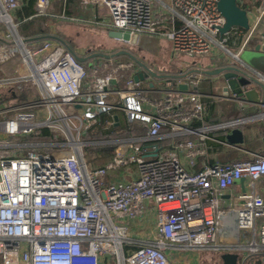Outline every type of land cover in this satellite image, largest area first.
I'll return each instance as SVG.
<instances>
[{"label": "built area", "instance_id": "2783aa9c", "mask_svg": "<svg viewBox=\"0 0 264 264\" xmlns=\"http://www.w3.org/2000/svg\"><path fill=\"white\" fill-rule=\"evenodd\" d=\"M28 1L0 0V25L5 26L0 89L10 86L19 94L35 88L39 95L7 106L0 94L4 136L0 139V264H172L167 253L172 247L198 251L235 247L219 240L225 214L220 196L242 178H263L264 154L189 172L176 149L159 153L157 144H145L158 138L164 128L174 134L197 131L192 123L202 120L207 110L197 91L202 75L192 73L179 80L188 85L186 91L163 90L152 97L153 88L145 89V81L134 79L140 67L133 60L94 57L81 62L60 42L36 43L22 35L15 17ZM55 1L63 2L60 12L53 11ZM79 1L85 10L108 9L94 23L138 37L166 38L174 58L197 59L218 51L216 57L221 60H240L250 39L259 35L253 26L245 34L243 28L233 27L221 35L226 19L219 0H170V5L163 0ZM156 1L169 17H157ZM67 2L35 0L33 17L73 20ZM13 61L21 72L8 76L3 67ZM118 112L128 125L145 126L147 134L118 137L112 160L92 167L85 157L86 144L111 140L86 142L84 136L97 126L114 128ZM32 135L39 141H27ZM53 137L63 142L48 141ZM206 138L200 134L201 141ZM176 147L188 149L190 164L195 163L198 150L193 140ZM132 165L137 177L106 179L111 170L128 172ZM239 199L234 208L237 228L251 237L241 246L248 251L242 258L245 264L264 255V197L250 192ZM149 201L157 212L150 240L143 238L139 227Z\"/></svg>", "mask_w": 264, "mask_h": 264}, {"label": "crops", "instance_id": "0c3cea01", "mask_svg": "<svg viewBox=\"0 0 264 264\" xmlns=\"http://www.w3.org/2000/svg\"><path fill=\"white\" fill-rule=\"evenodd\" d=\"M163 1L166 4L170 5V0ZM238 2L243 8L249 11L253 22V29L257 34H260L259 27H255L254 25L258 20V16L264 14V0H238ZM34 3L35 0L33 2V8ZM25 7L27 6H24L19 11H17L16 16H21L22 20H33L31 27L23 30V32H25L24 36L27 38L41 37L46 35L58 36L62 38L68 45L69 43L74 44L73 42H75L76 49L73 50L80 56H89L90 52H104L107 54H112L120 49H127L123 45L122 41L111 38L108 35V32L111 29L103 26L102 24L93 22V20H100L98 18V9L96 11H84L81 8L82 5L79 0H68L66 10L68 15L74 19L66 20L71 24L61 26L60 30V34H63L64 36L66 34L74 38L73 42H71L66 36V38H64L59 33L50 31V29L47 28L44 29V25L42 26L41 24H38V22L36 23L35 18L37 17H33L34 13L30 15L25 14ZM155 9L157 12V17L159 19L163 20L165 16L169 17V15L166 13V8L164 7V5L159 3L158 1L155 2ZM83 15H88V17ZM53 19L56 21L61 20L56 18ZM177 20L179 23V19ZM34 25L37 26L36 30L39 31H35V28H33ZM77 25H83L84 28L78 27ZM30 28H32L34 32L26 34V31L28 32ZM64 28L68 29L70 32H66ZM72 29L73 31H71ZM243 32L245 34L248 33L249 30L244 29ZM4 34L5 30L0 26V43H2L4 39ZM244 34H242L241 36H243ZM43 40L44 39L36 40V43H41L43 42ZM53 41L60 42L59 40L54 39ZM241 41L244 40L242 39ZM259 41L260 38L258 36L250 39L248 43L249 48H247L250 49L254 47ZM130 46L135 47L136 45L133 44ZM217 54L218 51H215L213 54H210L208 56L191 59L184 55H180L179 57L174 58L171 53V56L168 59V64L166 65L168 67L164 70H159L157 66L149 62L148 64L153 70L157 71L160 74H186L192 70H211L216 68L221 61L219 57H216ZM113 59L115 62L131 61L130 58H124V55ZM175 61H177L178 64H173V62ZM173 65H175V70L172 68ZM20 67L21 66L18 64V62L13 61L5 65L3 67V71L8 76L17 75L18 72H21ZM135 67L138 66H134V69ZM138 69L139 71L141 70V68ZM129 71L131 72V70ZM258 73L264 76V71H258ZM201 75L202 79L197 87V91L203 95L207 110L205 113V117L202 120H196L192 123V127L197 131L195 133L180 132L174 134L173 132H170L169 128H164L158 138L152 141L146 140V146L157 144L159 153L165 150L176 149L180 160L189 172H198L202 170L206 165L216 162L230 163L241 159H251L256 153L264 154V114L261 113L262 110L260 109V107L254 103L239 101L233 94L225 95L222 92V85H218L215 82L214 77L206 74ZM151 81L152 79L146 80L143 83V87L145 89L151 88L149 87V83ZM155 83L156 85L153 87V90L149 92V95L152 97L160 96L163 92V88H167L169 84L163 83L162 80L158 79L155 80ZM20 100H24V97H22ZM120 122L122 123L121 119ZM121 123L119 124V126L121 125ZM119 126L114 127L115 134L126 130V128L119 130ZM234 128H238L243 131L244 143L235 145L227 142L226 134ZM202 133L208 136L205 141L200 140V134ZM123 136L135 135L118 134L114 137L113 135H110L108 137L102 138H110L109 140L111 141H107L109 142L108 144L98 145V147H100L101 149V152L98 153L99 156L95 157V159H99L89 162L90 166L100 167L108 164L112 160L114 154V148L117 141L115 139ZM187 140H193L195 142V148L198 150V154L193 165L190 164V161L187 157L188 149L176 147L179 143L186 142ZM134 177H137V168L135 165H132L128 168V172H126V169H119L116 171L111 170L106 179L112 182L122 179L130 180ZM244 179L245 180L243 183H241L239 180L231 189L225 191L220 196L221 209L225 212V214L221 220V225L219 228V240L224 245H231L235 247H232L231 249H224L221 251H211L214 253L216 252L217 254L221 253V256L202 255L201 253L205 251L179 249L172 247L167 250L172 264H223L224 261L222 259V255L227 253L238 254V264L242 263V258H244V256H247L248 251L241 246L242 244L248 243L251 237L250 232L242 231L237 228L236 213L234 211V208L239 205V196L243 193L255 192L256 194L264 197V177L256 181H253L249 178ZM156 223L157 212L154 206V202L149 201L146 216L141 219L139 224V227H142L141 234L143 235V238L148 240L153 238V234L156 230ZM135 229L136 228H134L133 230ZM137 231L138 229H136L135 232ZM245 264H264V255L252 259L250 258Z\"/></svg>", "mask_w": 264, "mask_h": 264}, {"label": "water", "instance_id": "95a60500", "mask_svg": "<svg viewBox=\"0 0 264 264\" xmlns=\"http://www.w3.org/2000/svg\"><path fill=\"white\" fill-rule=\"evenodd\" d=\"M218 8L220 12L226 19L225 25L220 29V34L223 35L225 32L230 31L233 27H240L246 30H250L253 26L251 15L249 11L243 8L238 0H219ZM256 26L259 27L260 34L258 37L260 41L252 48H246L244 51L246 55H240V60L226 58L220 61L218 66L211 70H192L186 74L170 73V74H160L153 70L151 66L144 60L139 58L135 53L129 51L128 49H120L112 54H107L104 52H94L89 56H80L77 54L62 38L53 35H46L41 37L29 38L30 40L39 39H54L59 40L62 44L67 46L75 55V57L81 61H87L94 57H104V58H116L119 56H128L131 60L138 65L141 70L134 75L136 81L142 80L146 81L152 79L149 83V87L153 88L156 83L155 80H162L163 83H169L167 88L163 90H183L188 89V85L184 82H179L186 78L192 73H201L214 77L215 82L218 85H222V92L225 95L233 94L237 100L243 102H249L257 104L262 110L261 113L264 114V80L258 71H264V14L258 16L256 21ZM108 35L111 38L130 41L132 44L137 45L139 43V38L136 34H130L122 30H109ZM171 84V86H170ZM264 118V115H263ZM116 126H119V116L115 115ZM227 142L231 144H242L244 143L243 131L234 128L226 134ZM244 178L240 180L241 183L244 182ZM224 261L223 264H238L239 256L238 254H224L222 255Z\"/></svg>", "mask_w": 264, "mask_h": 264}, {"label": "rangeland", "instance_id": "374dc122", "mask_svg": "<svg viewBox=\"0 0 264 264\" xmlns=\"http://www.w3.org/2000/svg\"><path fill=\"white\" fill-rule=\"evenodd\" d=\"M62 8H63V2L62 1H56L55 5L53 7V11L54 12H60L62 10ZM81 8H82V10L85 11V9L83 7H81ZM107 10L108 9L106 7L98 8V10H97V12L99 14L98 18L99 19H103L107 15ZM83 16L88 17V15H83ZM35 19H36L35 20L36 23L38 22V24H41L42 26L44 25V29L47 28V29H50V31H53V32L59 33V34L61 32L60 31L61 30V26L67 25V24H71L70 22H68L66 20H58V21H56L53 18L44 17V16H39V17H37ZM15 20H16V22L20 23L19 31H20V33L22 35H24L25 32H23V29L25 28L24 23H26V21H23L21 16H16ZM83 25H77V26L81 27V28H84ZM0 26L3 27L4 30H5V26L4 25L1 24ZM33 28H35V31H39V30H36L37 29L36 25H34ZM64 30L66 32H70L66 28H64ZM71 31H73V29ZM30 32H34L32 28H30L28 32L26 31V34L30 33ZM60 35H62L64 38L67 37L71 42L74 41V38H72L71 36H68L66 34H65L66 37L63 34H60ZM73 43L74 44L69 43V46L72 49L75 50L76 49L75 42H73ZM123 45L129 51L135 53L139 58H141L145 62H147V63L149 62V63L154 64L155 66H157V68L159 70L160 69L161 70L167 69L168 66H166V65L168 64V59L171 56V47H170V43L167 41L166 38L157 37V36H146L145 35V36H141L139 38V43L135 47L134 46H130V45L124 43V42H123ZM242 54H243L242 56H244V54L246 55L245 51ZM124 58L129 59L128 56H124ZM175 63L178 64L177 61L173 62V64H175ZM172 68L175 70L176 69L175 65H173ZM87 69L89 71H91V65H88ZM21 92H19V94H17V90L15 88H11L10 86H6L4 88H1L0 89V94L3 97V104H5L7 106H11V105L17 104V103H19L21 101L33 100V99H37L39 97L38 90L35 89V88L24 89ZM26 94H27V96H26ZM22 97H24V100H20ZM118 113H119L120 119L122 121L121 125L119 126L120 127L119 130H122V129H124L126 127L127 123L125 122L124 114L122 112H118ZM0 120H1V117H0ZM103 127H104V125H103ZM98 129H100V130H102L104 132H108V133L110 131H113V132H110V133H114V128H110V129L107 130V129H103L102 126H97L94 129H92L91 132H88V134H86L84 136V141H86V142L96 141V140H100V139L108 136V133H103V134L101 133L100 134V131ZM3 137H4L3 136V132L0 131V139H2ZM113 137H114V135H113ZM31 140L39 141V138L35 139V136L32 135V136H29L27 138V141H31ZM52 140L53 141H57V140H55L54 137L48 139V141H52ZM21 141H23V139ZM57 142H63V141H57ZM100 152H101V149H100V147H98L97 144H86V146L84 147L85 157H86L88 162H91V161L99 159V158L95 159V157H98L99 156L98 153H100ZM100 155H102V154H100ZM201 254L202 255H208V256H211V255L221 256V253L217 254L216 252L214 253V252H211V251H205V252H202Z\"/></svg>", "mask_w": 264, "mask_h": 264}, {"label": "trees", "instance_id": "16d2710c", "mask_svg": "<svg viewBox=\"0 0 264 264\" xmlns=\"http://www.w3.org/2000/svg\"><path fill=\"white\" fill-rule=\"evenodd\" d=\"M33 2H34V0H29L28 1V4L26 5L27 7H25V14L26 15H30V14H33L34 13V8H33ZM33 23V20H30V21H28V22H26L24 25H25V28L23 29V30H25V29H27V28H29V27H31V24ZM27 24V25H26ZM126 130H123V131H121V132H119V133H110V132H113V131H110L109 133L108 132H104V131H102V130H100V129H98L99 131H100V134L102 133H108V136H112V135H114V136H117L118 134L119 135H124V134H126V135H129V134H133V135H135V136H145L146 134H147V128L145 127V126H142V125H140V124H138V123H135V124H130V125H126ZM91 132V131H90ZM44 133L46 134V135H49V131L48 130H44ZM104 136V135H103ZM108 136H106V137H108ZM50 139V138H49Z\"/></svg>", "mask_w": 264, "mask_h": 264}, {"label": "bare ground", "instance_id": "6f19581e", "mask_svg": "<svg viewBox=\"0 0 264 264\" xmlns=\"http://www.w3.org/2000/svg\"><path fill=\"white\" fill-rule=\"evenodd\" d=\"M22 68H23V67H22ZM23 71H24V72H27L26 68H23Z\"/></svg>", "mask_w": 264, "mask_h": 264}]
</instances>
